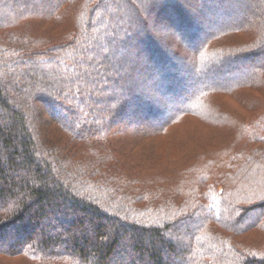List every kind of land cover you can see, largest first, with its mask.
Here are the masks:
<instances>
[{"label": "trees", "instance_id": "16d2710c", "mask_svg": "<svg viewBox=\"0 0 264 264\" xmlns=\"http://www.w3.org/2000/svg\"><path fill=\"white\" fill-rule=\"evenodd\" d=\"M191 119L222 145L124 156ZM125 237L128 264H264V0H0V264Z\"/></svg>", "mask_w": 264, "mask_h": 264}, {"label": "rangeland", "instance_id": "374dc122", "mask_svg": "<svg viewBox=\"0 0 264 264\" xmlns=\"http://www.w3.org/2000/svg\"><path fill=\"white\" fill-rule=\"evenodd\" d=\"M245 8L247 7H244V5L242 4L240 9L244 10ZM198 26L200 27V29L204 27L202 23H199ZM225 102L226 103L221 106L222 109H231L240 113L243 112L241 108H239L229 100H225ZM180 129L181 130L179 131L175 129L173 136H170V138L168 139H153V141H151L150 143L144 142L142 143V146L131 148V150L130 147L125 146V148L122 149L123 154L128 160L141 162L149 170L153 169L154 171L159 172V170L164 167H172V165L174 166L176 164H179L181 160L188 156L189 152H193L196 150L202 151L209 148L212 149L219 145H222V140L218 134L208 131L203 124L195 120L191 119L185 125V127H182ZM35 220H40L42 224L49 225L51 227L56 225V222L49 216L44 217L43 219H39L37 217L35 218ZM58 230L65 232L64 229ZM72 230L76 232L75 235H78L81 233L82 229L75 227L72 228ZM108 238L109 237L101 241L103 245L107 243ZM131 241V238L125 237L121 242L124 251H120L121 246L113 251L111 256L115 257L116 263L128 264V261L130 259L129 254L131 253ZM144 259H146L145 255ZM3 260L5 264H24L20 258L4 257Z\"/></svg>", "mask_w": 264, "mask_h": 264}]
</instances>
